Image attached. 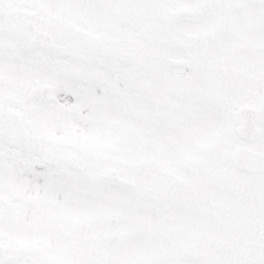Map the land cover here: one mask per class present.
I'll return each instance as SVG.
<instances>
[{"label":"snow or ice","instance_id":"obj_1","mask_svg":"<svg viewBox=\"0 0 264 264\" xmlns=\"http://www.w3.org/2000/svg\"><path fill=\"white\" fill-rule=\"evenodd\" d=\"M0 264H264V0H0Z\"/></svg>","mask_w":264,"mask_h":264}]
</instances>
